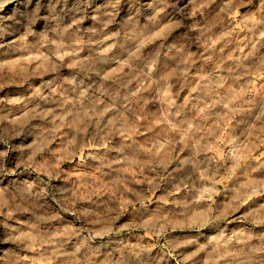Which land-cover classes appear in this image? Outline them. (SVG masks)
Wrapping results in <instances>:
<instances>
[{"label": "clouds", "instance_id": "1", "mask_svg": "<svg viewBox=\"0 0 264 264\" xmlns=\"http://www.w3.org/2000/svg\"><path fill=\"white\" fill-rule=\"evenodd\" d=\"M0 264H264V0H0Z\"/></svg>", "mask_w": 264, "mask_h": 264}]
</instances>
